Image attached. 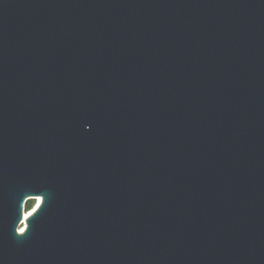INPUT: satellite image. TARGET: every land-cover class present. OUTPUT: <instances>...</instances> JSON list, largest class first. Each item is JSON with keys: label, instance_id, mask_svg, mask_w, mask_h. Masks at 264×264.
<instances>
[{"label": "water", "instance_id": "water-1", "mask_svg": "<svg viewBox=\"0 0 264 264\" xmlns=\"http://www.w3.org/2000/svg\"><path fill=\"white\" fill-rule=\"evenodd\" d=\"M0 264H264V0H0Z\"/></svg>", "mask_w": 264, "mask_h": 264}, {"label": "bare ground", "instance_id": "bare-ground-1", "mask_svg": "<svg viewBox=\"0 0 264 264\" xmlns=\"http://www.w3.org/2000/svg\"><path fill=\"white\" fill-rule=\"evenodd\" d=\"M35 202H34V204H33V207L30 209V210H28V211H25L24 212V216H23V222L20 224V226H19V229H20V231H22L23 229H24V227H25V218L36 208V206L40 203V197L38 196V197H36L35 198Z\"/></svg>", "mask_w": 264, "mask_h": 264}, {"label": "trees", "instance_id": "trees-1", "mask_svg": "<svg viewBox=\"0 0 264 264\" xmlns=\"http://www.w3.org/2000/svg\"><path fill=\"white\" fill-rule=\"evenodd\" d=\"M33 204H34L33 201L25 202L24 212L30 210L32 208Z\"/></svg>", "mask_w": 264, "mask_h": 264}, {"label": "rangeland", "instance_id": "rangeland-1", "mask_svg": "<svg viewBox=\"0 0 264 264\" xmlns=\"http://www.w3.org/2000/svg\"><path fill=\"white\" fill-rule=\"evenodd\" d=\"M27 201H33V203H34L36 200H35V198H30V199H27L26 202H27ZM32 207H33V206H32ZM18 229H19V228H18Z\"/></svg>", "mask_w": 264, "mask_h": 264}, {"label": "built area", "instance_id": "built-area-1", "mask_svg": "<svg viewBox=\"0 0 264 264\" xmlns=\"http://www.w3.org/2000/svg\"><path fill=\"white\" fill-rule=\"evenodd\" d=\"M24 215V214H23ZM18 231H20V229H18Z\"/></svg>", "mask_w": 264, "mask_h": 264}]
</instances>
